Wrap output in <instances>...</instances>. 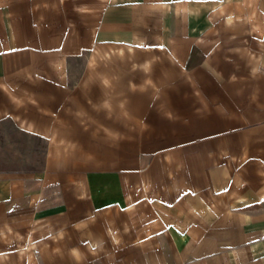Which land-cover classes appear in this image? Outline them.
<instances>
[{
	"label": "crops",
	"instance_id": "crops-1",
	"mask_svg": "<svg viewBox=\"0 0 264 264\" xmlns=\"http://www.w3.org/2000/svg\"><path fill=\"white\" fill-rule=\"evenodd\" d=\"M0 264H264V0H0Z\"/></svg>",
	"mask_w": 264,
	"mask_h": 264
},
{
	"label": "rangeland",
	"instance_id": "rangeland-1",
	"mask_svg": "<svg viewBox=\"0 0 264 264\" xmlns=\"http://www.w3.org/2000/svg\"><path fill=\"white\" fill-rule=\"evenodd\" d=\"M46 144L44 141L34 143L25 142V166L28 168H41L44 163Z\"/></svg>",
	"mask_w": 264,
	"mask_h": 264
}]
</instances>
